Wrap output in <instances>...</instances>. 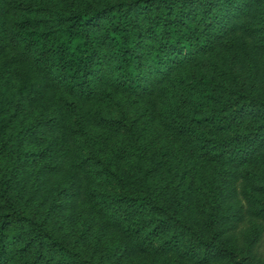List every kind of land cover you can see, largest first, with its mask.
<instances>
[{
    "label": "trees",
    "instance_id": "trees-1",
    "mask_svg": "<svg viewBox=\"0 0 264 264\" xmlns=\"http://www.w3.org/2000/svg\"><path fill=\"white\" fill-rule=\"evenodd\" d=\"M263 67L264 0H0V264H264Z\"/></svg>",
    "mask_w": 264,
    "mask_h": 264
},
{
    "label": "rangeland",
    "instance_id": "rangeland-1",
    "mask_svg": "<svg viewBox=\"0 0 264 264\" xmlns=\"http://www.w3.org/2000/svg\"><path fill=\"white\" fill-rule=\"evenodd\" d=\"M243 69L244 70H242V73L245 75L247 71H246L245 68H243ZM82 201L83 200H79V201L74 202V203L73 202L72 203H68L67 204L68 207H62L61 208V214H60V216L68 215V218L69 219L71 218V216H73V218H75V221L78 220V218L80 216V213H81ZM69 223L70 222H67L66 223L67 228H70V226L68 225ZM71 226L73 227L72 224H71ZM242 228H243V231H249L250 228H252V222L249 219H246V222H244L242 224ZM261 232L262 233H261L260 242L256 246H257V252L259 253V255L264 256V224H263V228H262V231ZM73 233H75V231ZM106 242H107L106 240L101 239L99 241L98 246L104 245ZM139 259H140V257H139ZM149 259H150V256L149 257L148 256L147 257H141V260H145V261L152 262ZM159 260H160V258H156L154 260V263L155 264L159 263ZM129 262H130L129 264H137L134 260L133 261L130 260Z\"/></svg>",
    "mask_w": 264,
    "mask_h": 264
}]
</instances>
